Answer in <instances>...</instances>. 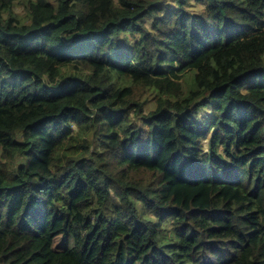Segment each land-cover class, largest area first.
Wrapping results in <instances>:
<instances>
[{"label": "trees", "instance_id": "1", "mask_svg": "<svg viewBox=\"0 0 264 264\" xmlns=\"http://www.w3.org/2000/svg\"><path fill=\"white\" fill-rule=\"evenodd\" d=\"M21 4L0 264H264V0Z\"/></svg>", "mask_w": 264, "mask_h": 264}, {"label": "rangeland", "instance_id": "2", "mask_svg": "<svg viewBox=\"0 0 264 264\" xmlns=\"http://www.w3.org/2000/svg\"><path fill=\"white\" fill-rule=\"evenodd\" d=\"M21 3L22 2H26L27 0H19ZM18 0H17V6H16V9H15V12L18 14V15H25L26 14V8H25V5H23V4H21L20 2H19ZM64 71H65V69H64ZM74 244V240L72 239V238H69L68 239V241L65 243L64 241H63V239L62 238H58L57 240H56V242H55V245H56V247L58 246V248L60 249V250H65V249H67L68 247H70V246H72Z\"/></svg>", "mask_w": 264, "mask_h": 264}]
</instances>
